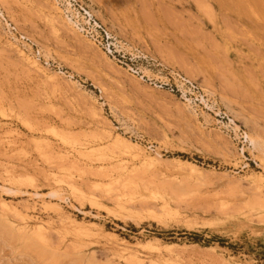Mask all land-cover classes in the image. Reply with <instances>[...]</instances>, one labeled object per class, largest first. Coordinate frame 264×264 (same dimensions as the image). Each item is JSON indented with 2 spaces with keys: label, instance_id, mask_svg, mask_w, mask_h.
Wrapping results in <instances>:
<instances>
[{
  "label": "rangeland",
  "instance_id": "rangeland-1",
  "mask_svg": "<svg viewBox=\"0 0 264 264\" xmlns=\"http://www.w3.org/2000/svg\"><path fill=\"white\" fill-rule=\"evenodd\" d=\"M0 264H264V0H0Z\"/></svg>",
  "mask_w": 264,
  "mask_h": 264
},
{
  "label": "bare ground",
  "instance_id": "bare-ground-1",
  "mask_svg": "<svg viewBox=\"0 0 264 264\" xmlns=\"http://www.w3.org/2000/svg\"><path fill=\"white\" fill-rule=\"evenodd\" d=\"M55 10H56V9H55ZM55 10H54V11H55ZM59 18H60V17H59ZM54 19H55V18H54ZM67 19H68V18H67ZM52 20H53V19H52ZM68 20H69V19H68ZM70 21H71V20H70ZM70 21H69V22H70ZM66 23H67V22H66ZM66 23H65V24H66ZM70 24L74 26V23H72V21L70 22ZM71 28H72V27H71ZM76 28H77V27H76ZM73 30H74V29H73ZM74 31H75V30H74ZM78 31H79V30H78ZM78 33H79V32H78ZM27 59H28V58H26V60H27ZM27 62H28V60H27ZM34 64H35V63H34ZM34 64H31V65H34ZM117 141H118V140H117ZM113 145H114V144H113ZM133 145H134V144H133ZM127 148H128V147H127ZM127 151L129 152V150H127Z\"/></svg>",
  "mask_w": 264,
  "mask_h": 264
}]
</instances>
